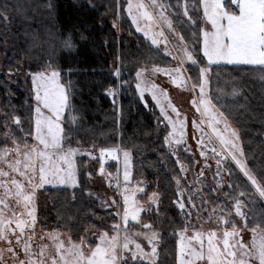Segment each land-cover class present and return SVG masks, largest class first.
Here are the masks:
<instances>
[{"label":"snow or ice","instance_id":"snow-or-ice-1","mask_svg":"<svg viewBox=\"0 0 264 264\" xmlns=\"http://www.w3.org/2000/svg\"><path fill=\"white\" fill-rule=\"evenodd\" d=\"M126 5L131 24L150 42V51L154 48L159 52L164 44L162 55L175 62L172 67L153 64L151 75L167 76L171 84L193 93L191 103L200 114L199 121L191 122L193 139L197 140L201 157L207 160L211 155L215 159V177L219 179L211 191L222 193L224 198L221 203L219 196L215 200L199 196L201 189L194 185L204 176V168L189 189L182 186V175L170 178L178 196L174 203L183 214L179 227L166 217L163 220L177 237L174 264H264V208L258 207L264 202V165L250 166L239 130L230 123L227 102L221 103L220 95L210 91L214 65L252 66L264 80V0H126ZM46 6L52 7L51 0ZM116 7L119 14L120 0H116ZM9 9L7 3L0 5V19L6 24ZM16 10L20 11V7ZM174 21L179 25L178 31ZM156 26H166L174 35L171 46L165 32L156 31ZM63 43L73 47L70 38ZM148 71L146 66L139 67L134 78L125 79L118 67L114 77L120 88H130L134 83L146 107L150 96L153 106L159 109L158 124L164 125V143L177 157L180 173H187L190 168L178 155L181 151L191 152L189 147H180L187 143V117L172 103L167 91L149 78ZM29 75L34 116L25 122L19 115H12L9 123L5 114L0 123V264H167V260H161L159 249L164 235L156 222L160 220L161 197L158 191H152L146 200L138 198V194L145 193L141 186L145 182H133L131 152L120 147H101L97 157L79 145L73 147L72 125L78 119L70 100V85L62 83L61 72L51 62ZM226 87H231V91H217L233 100L241 95L235 85ZM116 94L114 85L108 95ZM205 123L211 135L204 131ZM214 139L219 149L214 146ZM121 152L122 170L117 167L115 173L107 172L105 157L119 164ZM79 155L98 159L99 175L119 196V200L111 199L110 203L102 200V207L112 209L107 215L113 223L107 230H98L94 241H89L87 230L73 239L59 226L50 231L37 228V194L41 190L46 186L79 187L82 169L92 178L84 162L77 163ZM189 160L198 163L191 157ZM230 164L235 165L243 179L236 176L231 166L225 167ZM224 171L234 177L227 185ZM186 191L187 203L196 210L195 214L186 209ZM246 231L251 233L248 242L242 236Z\"/></svg>","mask_w":264,"mask_h":264},{"label":"trees","instance_id":"trees-1","mask_svg":"<svg viewBox=\"0 0 264 264\" xmlns=\"http://www.w3.org/2000/svg\"><path fill=\"white\" fill-rule=\"evenodd\" d=\"M162 2L168 3L169 0ZM5 3L10 9L6 13L7 24L0 19V61L5 69L4 73L0 72V123L5 114L9 116V123L12 115H19L25 122L34 116L31 108L35 100L30 81L24 89L13 85L6 71L17 67L34 73L53 63L61 72L62 83L70 85V100L76 110L78 123L72 125L75 129L72 146L79 145L83 151L93 153L101 147H120L131 152L133 177L161 192L160 218L165 227L161 260L174 264L177 237L172 235V227L163 220L166 217L175 221L176 227L182 223L183 214L174 203L178 199L176 185L170 178L178 174L185 177V174L180 173L177 157L164 143L166 133L163 125L158 124V113L154 111L150 98L147 97L149 103L146 107L140 101L134 83L130 88H120L114 71L119 67L123 77L131 79L139 67L151 69L153 64L170 67L175 62L162 55L164 48L159 52L154 48L150 51V42L136 32L127 16L126 0H120L119 14L116 0H51L50 9L46 6L48 0H0V5ZM17 6L20 11L16 10ZM69 38L73 44L71 48L63 43ZM170 40L173 39L170 37ZM114 85L115 97L108 95ZM226 85H235L241 95L233 100L217 91L230 92L231 87ZM210 91L223 98L221 103L227 102L230 123L239 130L250 166L264 165V81L260 79V73L253 67L213 66ZM179 159L193 165L184 155ZM81 161L87 168L90 160L80 158L78 162ZM229 166L243 179L235 166ZM233 178L229 175L230 180ZM80 182L81 188L76 191H44L51 203V221L71 233L74 239L84 235L85 230L88 233L96 224L91 215L97 207L85 196L93 186L83 169ZM182 186L193 187L186 177ZM211 189L201 188L199 196L211 200L219 196L223 203V194ZM199 196L196 197L197 204ZM184 199L186 203V195ZM258 207L264 208V202Z\"/></svg>","mask_w":264,"mask_h":264},{"label":"rangeland","instance_id":"rangeland-1","mask_svg":"<svg viewBox=\"0 0 264 264\" xmlns=\"http://www.w3.org/2000/svg\"><path fill=\"white\" fill-rule=\"evenodd\" d=\"M173 3H175V2L173 1ZM177 26L178 25H176V22L174 21V27L176 29H177ZM155 30L156 31L163 30L165 32V35L169 39V45L170 46L172 43H174V35L167 29L166 26H163V27L156 26ZM139 34L141 36H143L141 33H139ZM170 37L173 40H170ZM160 48H164V44H161ZM174 65H175V63L172 66H174ZM172 66H170V67H172ZM224 66L252 67V66H247V65H224ZM150 70L151 69H149V71L147 73L149 78L154 80L161 88H163L167 91L168 96L171 99L172 103L175 104V106L181 111V113L187 117L188 127L186 128V136H185L187 143H186V145H182L180 147L181 148L189 147L191 149V152L181 151L178 155L179 156L184 155L188 158L191 157L192 160L198 161V163H194V164L192 163L193 164V165L191 164L192 166H190L189 163H187V162H183L186 166H189V168H190V170L187 173H184L185 174L184 176L187 178V182H189V184L192 187L193 181H194L193 176H195L197 173H199L201 168H204V176L201 177L200 180L197 181L194 186L198 187L200 189L201 188H208L209 189L211 187L212 188L215 187L216 180L219 179V177H215V172H216V167H217L216 161L214 158L211 157V155L209 156V158L207 160H205L203 157H201L199 155L200 148L197 146V140L193 139L194 129L191 126V122L193 119H196L197 121H199V119H200V114L198 112H196V109L193 107V105L191 103V101L193 99V93L188 91V90H185L184 88H179V87H176L175 85L171 84L169 81V78L167 76H163V75L152 76ZM0 72H2V73L5 72L4 64L2 61H0ZM6 76H7L8 80L10 81L11 84L19 86L23 89L26 87L27 83L30 81V88L32 90V81H31V76L29 75V72L21 70V69L16 67L14 70L6 71ZM224 96H222V97H224ZM33 97H34V92H33ZM149 98H150V96H149ZM221 100H223V98H221ZM152 104H153V102H152ZM154 111L159 114L158 108L154 107ZM65 116L69 117L70 113L66 112ZM66 127H67V125H66ZM162 128H164V125L162 126ZM203 128H204V131L206 133L211 135V129L208 128L207 123L204 124ZM199 135L200 134L197 132L196 133L197 138H199ZM213 144H214V146L217 147V149H219L218 141H215V139H214ZM211 146L212 145H210L209 148ZM173 147H176V146L173 145ZM93 154L96 155L97 157H99V151H97ZM80 158H88L90 160L87 164V168L90 169V171L92 172V175L94 176L90 179L92 186H93V189L91 191H87L85 193V196L87 197L88 200H90V203L95 205L97 207V210H98V211L96 210L97 213L95 211L91 215V217L93 218L94 222H96V224L93 228H90L88 233H87L89 241H94L96 238L95 234L98 230L99 231L107 230L109 228V226L113 223L112 219L107 215V213L111 212L112 209L111 208L106 209V208L102 207V200L106 199L108 201V203H110L111 199L119 200V196L114 191V187H110L107 180L104 177L99 175L98 159L92 160L88 156L79 155L76 157L78 164H79L78 161ZM205 164L210 165V167L205 168L204 167ZM232 165L235 166L234 164H232ZM228 166L229 165H225V167H228ZM117 167L121 168V170H122V167H123L122 152L120 154L119 164L117 163L116 160H113L110 157H105V170L107 172L115 173ZM132 173H133V163H132ZM222 174H223V178H224V183H225V185H227L228 182L230 181L229 174L227 171H224ZM121 179H122V175H121ZM137 180H141V179H135L133 177V182H135ZM142 181H144V180H142ZM141 186L145 187V193H146V194L145 193L138 194V198H140L142 200H146L147 195H150L152 191H158L155 189H151L146 182ZM80 188H81V182H80L79 187H77L75 189L70 188V187H68V188H63V187L53 188L51 186H46V188L44 190H41V192H39L37 194V215L39 217L37 228L39 229V228L43 227L45 229V231H50L53 228H56L57 226H59L58 224H55L51 221V219H53L51 216V212H50L51 203H49V201L47 200L48 197L44 193V191L49 190V189H62V190H68V191L72 192V191L79 190ZM158 192H159L160 197H161V192L160 191H158ZM90 193L92 195H89ZM185 195H186V204H187L186 209H191L192 212L195 214L196 210L192 209L191 205L187 203V191H186ZM208 208L210 210L211 206L208 205ZM141 215L143 216L144 214L142 213ZM204 215L206 216L207 212H205ZM161 221L162 220L160 218V220H158L156 222L160 225V228L162 229V231H164L165 227H163V224H161ZM59 228L62 232L68 233L71 235V233H69L64 228H62L60 226H59ZM242 236L244 237L245 242H248L251 240V233L250 232H247V231L243 232ZM73 239H74V237H73ZM143 243H145V245H146V242H143ZM163 244H164V242L161 241V246ZM160 249H161V247H160ZM139 264H146V262L141 261V262H139Z\"/></svg>","mask_w":264,"mask_h":264}]
</instances>
